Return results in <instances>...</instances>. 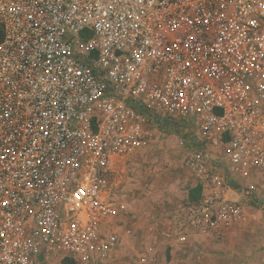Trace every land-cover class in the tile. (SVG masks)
<instances>
[{
  "label": "built area",
  "instance_id": "obj_1",
  "mask_svg": "<svg viewBox=\"0 0 264 264\" xmlns=\"http://www.w3.org/2000/svg\"><path fill=\"white\" fill-rule=\"evenodd\" d=\"M156 118L202 187L168 237L264 209V0H0V264H155L111 175Z\"/></svg>",
  "mask_w": 264,
  "mask_h": 264
},
{
  "label": "rangeland",
  "instance_id": "obj_2",
  "mask_svg": "<svg viewBox=\"0 0 264 264\" xmlns=\"http://www.w3.org/2000/svg\"><path fill=\"white\" fill-rule=\"evenodd\" d=\"M183 132L153 124V140L116 164L113 192L130 206L127 227L138 250L155 244V264H264V209L245 200L250 215L233 227L180 243L167 233L185 220L198 185L185 165Z\"/></svg>",
  "mask_w": 264,
  "mask_h": 264
},
{
  "label": "trees",
  "instance_id": "obj_3",
  "mask_svg": "<svg viewBox=\"0 0 264 264\" xmlns=\"http://www.w3.org/2000/svg\"><path fill=\"white\" fill-rule=\"evenodd\" d=\"M156 122H158L159 125L164 128H176L178 130H181L186 137L189 136L188 128L185 127V125L175 124L168 120H160L159 118H156ZM201 191H202V187L200 184H198L195 188L190 190L189 192L190 198L192 200H198L201 197Z\"/></svg>",
  "mask_w": 264,
  "mask_h": 264
}]
</instances>
